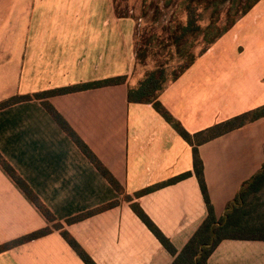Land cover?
<instances>
[{"label":"crops","instance_id":"0c3cea01","mask_svg":"<svg viewBox=\"0 0 264 264\" xmlns=\"http://www.w3.org/2000/svg\"><path fill=\"white\" fill-rule=\"evenodd\" d=\"M10 15V4L0 0ZM11 1V0H8ZM264 0L161 95L165 108L197 133L264 105ZM4 3H6L4 5ZM263 7V8H262ZM23 24H0V102L16 95L127 75L126 84L53 96L51 104L181 251L208 211L193 150L150 104L129 103L136 83L134 24L112 0H25ZM227 36V37H226ZM0 152L96 264H172L174 257L40 100L0 111ZM217 218L264 164V118L199 146ZM191 172L175 184L135 194ZM115 205L68 224L67 220ZM50 227L0 166V246ZM0 264H85L52 228L0 253ZM208 264H264V241L224 240Z\"/></svg>","mask_w":264,"mask_h":264},{"label":"trees","instance_id":"16d2710c","mask_svg":"<svg viewBox=\"0 0 264 264\" xmlns=\"http://www.w3.org/2000/svg\"><path fill=\"white\" fill-rule=\"evenodd\" d=\"M262 0H166V6L177 5L186 12L185 20L174 18L164 26V36L152 35L140 44L135 53L134 70L138 66H147L155 61L152 69L146 71L136 83L128 88L129 103L150 104L191 145L194 159V173L199 181L204 201L207 206V217L189 240L186 246L178 251L151 218L133 198L125 194L122 185L103 164L65 117L49 101L53 96L66 95L80 91L126 84L128 76H116L101 81L79 83L66 87L47 90L35 94L16 95L0 102V111L12 105L32 100H40L57 125L75 143L80 151L91 161L109 184L131 202V208L143 223L155 235L163 247L175 258L172 264H208V260L224 240L264 241V164L261 170L247 181L235 199L228 204L222 218H217L208 192L204 176V165L199 154V146L249 123L264 118V105L232 117L191 134L162 104L160 97L172 84L178 81L197 60L222 39L239 20L245 17ZM117 13V12H116ZM122 18L121 16H119ZM202 21L205 24H202ZM201 47L198 51V47ZM135 78V77H134ZM0 166L19 186L31 202L52 223V228L59 231L62 237L79 255L85 264H96L83 250L79 243L57 221L55 215L44 204L38 194L22 178L12 164L0 152ZM191 172L181 174L161 184L148 187L135 194L136 197L154 192L160 188L175 184L191 176ZM110 203L67 220L68 224L82 221L91 215L113 207ZM47 227L0 246V253L18 245L43 237L52 232Z\"/></svg>","mask_w":264,"mask_h":264},{"label":"rangeland","instance_id":"374dc122","mask_svg":"<svg viewBox=\"0 0 264 264\" xmlns=\"http://www.w3.org/2000/svg\"><path fill=\"white\" fill-rule=\"evenodd\" d=\"M113 8L118 18L119 16L122 19H129L135 26L134 29V43H135V53L140 44L148 39V37L156 34L164 36V26L168 25V22L173 20L174 18H179L185 20L186 12L183 8L177 7V5H171L169 7L166 6V0H112ZM264 2V1H263ZM7 3L10 4L11 7L16 8L11 10L10 15L2 21L4 16H0V24L1 28L6 27L10 21L14 23L23 24V15L21 10H18L22 4L25 3V0H11ZM6 3H4L5 5ZM263 8V7H262ZM0 10L4 13L3 5L0 1ZM202 24H205L202 21ZM0 28V29H1ZM232 30L228 32L227 36L229 41H233L232 39ZM1 36V34H0ZM226 36V37H227ZM0 40H2L0 38ZM202 47V46H201ZM198 47L197 51L201 48ZM155 65V61H149L147 66H138L136 71L133 70L131 74L133 75L134 80L138 79L140 76H143L144 73L150 69H152Z\"/></svg>","mask_w":264,"mask_h":264}]
</instances>
